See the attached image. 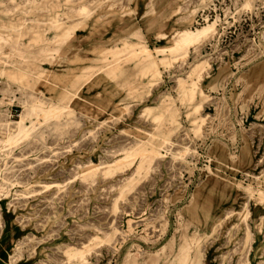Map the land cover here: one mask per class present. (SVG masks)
I'll return each mask as SVG.
<instances>
[{
  "label": "rangeland",
  "instance_id": "rangeland-1",
  "mask_svg": "<svg viewBox=\"0 0 264 264\" xmlns=\"http://www.w3.org/2000/svg\"><path fill=\"white\" fill-rule=\"evenodd\" d=\"M20 1L0 264H264V0ZM20 5L47 14L27 44Z\"/></svg>",
  "mask_w": 264,
  "mask_h": 264
},
{
  "label": "crops",
  "instance_id": "crops-1",
  "mask_svg": "<svg viewBox=\"0 0 264 264\" xmlns=\"http://www.w3.org/2000/svg\"><path fill=\"white\" fill-rule=\"evenodd\" d=\"M25 0H21L20 3H23ZM14 18L17 20L16 21V27H17V32L20 34H25V38L23 39L24 44L28 43V40L31 42L33 41V36H34V32L40 31V26H46V19H47V14L34 10L33 8L29 7V6H24V5H20L19 9L15 12L14 14ZM34 21H37L36 23ZM42 23V25H40ZM36 24L38 26V29L36 27ZM72 36H74L75 38H77L78 42H81L82 39H80L82 37V35L80 34V31L75 30L72 34ZM45 37L51 39L53 37L52 32H47L45 34ZM87 45H83V48H86ZM31 51V50H30ZM37 52L36 48H33V50L31 51L32 54H35ZM4 53H7L6 49L4 50ZM13 60V59H12ZM16 60V59H14ZM15 65L20 66V62L18 60L15 61ZM39 69L46 72L49 76H53L56 77V72L57 70L54 68H52L49 64H43L41 63L39 66ZM21 68V66H20ZM1 84H4L3 82H0ZM15 89L14 85H10V90L11 92H14L13 96L15 97L14 99L18 98V93L13 91ZM13 103L10 105L9 109L12 110V107H17L18 105L16 104V101H12ZM16 111V110H14ZM2 218V217H1ZM2 220V219H1ZM3 222V220H2ZM3 226L0 227V231L3 232ZM1 247V245H0ZM6 245L4 247L3 250H6ZM0 257H2V252L0 251Z\"/></svg>",
  "mask_w": 264,
  "mask_h": 264
},
{
  "label": "bare ground",
  "instance_id": "bare-ground-1",
  "mask_svg": "<svg viewBox=\"0 0 264 264\" xmlns=\"http://www.w3.org/2000/svg\"><path fill=\"white\" fill-rule=\"evenodd\" d=\"M204 31H198V33H192V32H187V33H184L182 36H181V38H180V40L181 41H186V40H190V39H193V40H198L200 37H201V35H202V33H203ZM22 122V121H21Z\"/></svg>",
  "mask_w": 264,
  "mask_h": 264
}]
</instances>
